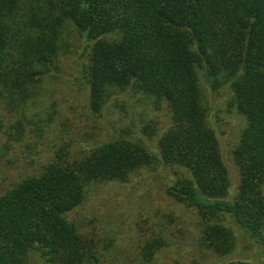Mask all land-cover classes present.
Wrapping results in <instances>:
<instances>
[{"label":"trees","instance_id":"trees-1","mask_svg":"<svg viewBox=\"0 0 264 264\" xmlns=\"http://www.w3.org/2000/svg\"><path fill=\"white\" fill-rule=\"evenodd\" d=\"M69 33L85 56L86 122L125 93L167 119L140 128L156 150L133 124L90 146L93 135L74 130L81 122L60 121L52 158L0 193V264H157L163 236L145 240L134 262L108 260L112 239L99 245L72 214L93 187L158 165L179 169L166 193L196 215L207 253L234 249L228 220L264 251V0H0V163L16 146L32 152L57 121L41 89L59 73ZM202 77L214 96L228 89L225 111L243 120L230 150L234 183ZM78 141L89 148L75 155Z\"/></svg>","mask_w":264,"mask_h":264},{"label":"rangeland","instance_id":"rangeland-1","mask_svg":"<svg viewBox=\"0 0 264 264\" xmlns=\"http://www.w3.org/2000/svg\"><path fill=\"white\" fill-rule=\"evenodd\" d=\"M67 36L70 37V51L60 58V71L56 78H46L41 89L42 101L46 105L51 101L57 102L59 117L42 137V144L32 152H24L22 146H16L8 152L3 163H0V193L14 181L37 173L42 165L52 158L54 145L57 144L56 138L59 137L58 125L62 120H69L73 124L81 122L83 126L74 130H82L81 134L93 135V138L89 139L90 146L95 142L118 136L122 129L133 124V135L143 137L149 147L156 150L155 141L148 140L140 133V128L154 119L161 129L167 119L166 113L154 111L147 103L138 102L126 93L119 95L117 101H111L95 122L92 119L87 122L84 120V115L88 114L85 108L88 92L80 79V71L85 56L82 48H79L77 36L73 33ZM201 81L203 94L213 106L209 121L219 132L222 156L234 183L236 176L230 150L238 139L243 120L239 115L225 111V103L230 96L228 89H223L214 96L204 77ZM117 102L125 109L119 108ZM3 140L0 138V144ZM88 148L86 142L78 141L70 146V151L76 155L82 154V150ZM7 158L11 159L10 163H7ZM179 174L176 167H142L131 173L126 182L100 184L91 189L89 200L72 214V218L79 229L89 232L99 245H103V239L108 236L112 239L113 247L108 253V260L134 262L144 241L157 234L169 242V245L157 254V264H229L237 260L264 264V251L229 220L224 224L230 226L237 235V243L230 254L217 256L207 253V250L199 245L201 225L198 224L196 215L185 206L175 203L166 193L168 185L175 181ZM106 264H110V261Z\"/></svg>","mask_w":264,"mask_h":264}]
</instances>
